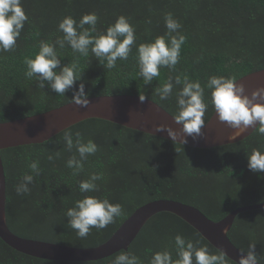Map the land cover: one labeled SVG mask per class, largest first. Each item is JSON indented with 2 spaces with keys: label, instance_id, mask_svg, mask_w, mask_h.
Here are the masks:
<instances>
[{
  "label": "trees",
  "instance_id": "16d2710c",
  "mask_svg": "<svg viewBox=\"0 0 264 264\" xmlns=\"http://www.w3.org/2000/svg\"><path fill=\"white\" fill-rule=\"evenodd\" d=\"M28 21L17 46L0 51V124L39 115L70 104L72 91L61 96L47 85L37 86L35 79L25 77V57L39 51L40 41L55 42L63 36L58 24L65 16L77 22L84 14L96 13L97 30L104 32L118 16H125L135 29L136 45L152 42L167 32L166 13L179 21L180 34L186 37L180 60L174 70L160 69V76L145 84L138 75L136 46L127 60H117L107 69L89 52L87 57L74 54L65 45L57 46L61 65L78 61L81 80L88 98L132 95L146 97L175 118L178 108L175 77L187 75L205 87L208 104L204 122L214 113L211 90L206 84L211 76L239 79L264 70V0H21ZM150 21V23H149ZM85 27H89L85 25ZM175 35V34H174ZM171 76L173 93L161 100L156 89ZM66 132H79L84 141L91 139L98 151L83 162V170L73 175L66 166L76 155L63 139ZM253 149L264 152V136L257 130L236 144L201 150L144 134L114 123L90 119L76 124L52 139L37 145L20 146L0 151L6 176V217L11 232L31 240L57 245L92 249L105 244L133 215L148 203L172 200L192 206L208 219L219 222L233 211L264 204V173L248 169L247 156ZM53 160L49 161L48 157ZM38 161L41 174L28 165ZM93 173H102L98 192L82 194L79 182ZM25 174L34 176L28 193L17 194L15 186ZM84 195L108 198L120 204L123 214L106 228H92L86 238L78 237L67 224L66 212ZM181 235L217 254L195 229L175 215L160 213L152 217L130 245L127 252L148 264L155 252L168 250L176 259L174 237ZM230 241L246 254L255 243L258 263L264 264V209L239 214L228 233ZM120 252L95 262H55L21 254L0 239V264H113ZM226 264H234L226 257Z\"/></svg>",
  "mask_w": 264,
  "mask_h": 264
},
{
  "label": "clouds",
  "instance_id": "9594fccd",
  "mask_svg": "<svg viewBox=\"0 0 264 264\" xmlns=\"http://www.w3.org/2000/svg\"><path fill=\"white\" fill-rule=\"evenodd\" d=\"M98 19L94 12L84 14L79 22L72 16H65L58 24V31L62 32L63 36L57 38L54 43L40 41L39 51L34 58L25 57L23 61L26 66L25 77L30 80L35 79L40 89H44L47 85L52 92L61 96L71 90V102L86 107L89 100L84 83L81 82L78 89L74 88L76 82L81 80L78 61L62 66L57 46L63 49L67 45L74 54L84 57L91 52L100 64L106 62L104 67L113 69L117 66L118 59H128L135 45L138 75L147 85L160 76L161 68L174 70L179 63L181 47L186 37L178 31L182 26L172 13H166L164 16L167 29L165 35L157 36L152 42L139 45H136L135 29L127 17L118 16L104 32L97 30ZM26 21L28 16L25 14L21 0H0V51L9 52L15 49ZM85 25L89 27L86 28ZM174 83L181 86L176 93L178 111L174 120L182 125L184 134L198 136L205 125L204 115L208 108L205 102V87L201 86L199 80L192 81L187 75L182 78L176 76ZM174 83L173 78L169 76L162 86L156 89L161 100H167L172 95ZM206 87L211 90V104L218 114L219 121L227 122L229 127L238 130L231 139H236L257 122L256 130L264 136V103H261L264 102V88L253 92L249 98L244 95L243 85L237 86L235 77L224 76L209 77ZM145 98L140 96L141 101ZM156 131H167L173 142L176 141V133L171 128L160 126ZM63 139L67 150L71 152L75 148L79 156V158L76 155L71 156L66 166L72 169L74 176L79 175L83 170V162L98 151V146L91 139L85 142L79 132L75 133V140L71 132H66ZM48 159L51 161L53 157L49 156ZM247 166L253 173H264V152L253 149L247 156ZM28 167L35 175L41 174L38 161L31 162ZM102 179V173L91 174L89 179L79 182L80 192L82 194L98 192L100 189L96 182ZM33 180V175L25 174L22 182L15 186L16 193L18 195L28 193L30 191L28 185ZM122 214L123 209L120 204L110 203L106 197L84 195L67 210L66 217L68 226L76 231L78 237L86 238L92 228L104 229ZM174 245L176 259H173L170 251L164 250L155 252L148 264H226L225 253L218 251L217 254H212L207 246H199V241L194 243L181 235H176ZM255 248L256 244L250 243L246 255L241 256L238 264H258ZM113 264H141V261L131 252L121 251L116 255Z\"/></svg>",
  "mask_w": 264,
  "mask_h": 264
},
{
  "label": "water",
  "instance_id": "95a60500",
  "mask_svg": "<svg viewBox=\"0 0 264 264\" xmlns=\"http://www.w3.org/2000/svg\"><path fill=\"white\" fill-rule=\"evenodd\" d=\"M243 85L244 95L251 98L253 92L264 88V70L249 74L237 81ZM86 107L74 103L43 114L0 124V151L42 144L64 130L90 119L104 120L125 128L168 141L173 140L167 131L157 132L160 126L171 128L176 133L174 143L193 149H213L241 142L251 136L257 124L250 126L236 139H231L237 129L221 122L214 111L212 117L197 136L183 133L182 125L156 103L138 96L115 95L88 98ZM259 102V101H258ZM264 103V102H261ZM6 176L0 156V239L13 250L33 258L55 262H95L127 252L145 224L155 215L169 213L177 216L195 229L217 251L238 264L242 253L229 239L228 233L236 217L244 212L264 209V204L239 208L219 222L208 219L198 209L172 200H159L142 206L129 217L115 234L103 245L92 249L72 248L43 241L25 239L10 231L6 217ZM260 264V263H258Z\"/></svg>",
  "mask_w": 264,
  "mask_h": 264
}]
</instances>
